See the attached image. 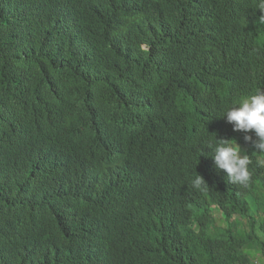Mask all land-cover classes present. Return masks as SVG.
I'll return each instance as SVG.
<instances>
[{"label":"trees","instance_id":"trees-1","mask_svg":"<svg viewBox=\"0 0 264 264\" xmlns=\"http://www.w3.org/2000/svg\"><path fill=\"white\" fill-rule=\"evenodd\" d=\"M257 4L0 0V264L264 257V154L222 117L264 90ZM210 135L249 146L259 191L216 169Z\"/></svg>","mask_w":264,"mask_h":264},{"label":"clouds","instance_id":"clouds-1","mask_svg":"<svg viewBox=\"0 0 264 264\" xmlns=\"http://www.w3.org/2000/svg\"><path fill=\"white\" fill-rule=\"evenodd\" d=\"M257 11H260L258 22L264 24V0H258ZM142 47L147 48V45H142ZM222 117L225 118L226 123L232 126L233 132L244 134L243 140L251 145L253 152L264 154V90L258 89L253 94L244 96L234 106L227 107ZM210 136L213 137L214 143H209L208 147L212 150L211 158L216 169L223 170L226 173V180L231 185L234 184V187L240 184L245 187L250 186L259 191L258 185L261 179L250 184L253 164L249 157V146L234 139H217L215 135ZM168 162L169 160L166 156L162 158L160 168L163 172H173L179 167L177 163ZM210 165L212 169L214 166L211 163ZM192 186L195 189L207 188L203 177L197 174L192 180ZM252 200L257 209L259 199L252 197ZM239 218L240 216L237 214L232 215V221L235 226H237ZM240 222L241 225L247 224L241 220Z\"/></svg>","mask_w":264,"mask_h":264},{"label":"rangeland","instance_id":"rangeland-1","mask_svg":"<svg viewBox=\"0 0 264 264\" xmlns=\"http://www.w3.org/2000/svg\"><path fill=\"white\" fill-rule=\"evenodd\" d=\"M240 218L237 220V226L241 225L239 224ZM219 224H224V221L222 219H219ZM241 228V226L239 227ZM244 230V228H241ZM245 253L247 257L254 263V264H264V257L260 254L259 250L254 246V245H246L245 248Z\"/></svg>","mask_w":264,"mask_h":264}]
</instances>
